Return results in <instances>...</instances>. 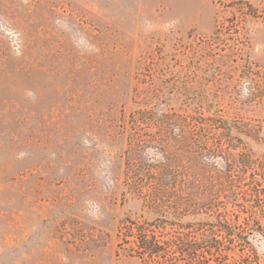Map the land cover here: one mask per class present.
Here are the masks:
<instances>
[{"label":"rangeland","instance_id":"374dc122","mask_svg":"<svg viewBox=\"0 0 264 264\" xmlns=\"http://www.w3.org/2000/svg\"><path fill=\"white\" fill-rule=\"evenodd\" d=\"M138 110L264 159V0H0V264H151L122 233L160 217L125 181ZM167 217L160 240L215 222ZM248 242L209 263L264 264Z\"/></svg>","mask_w":264,"mask_h":264},{"label":"trees","instance_id":"16d2710c","mask_svg":"<svg viewBox=\"0 0 264 264\" xmlns=\"http://www.w3.org/2000/svg\"><path fill=\"white\" fill-rule=\"evenodd\" d=\"M130 120L125 181L160 216L152 221L130 220L125 227L122 233L134 237L136 253L145 254L151 264H210L212 255L218 263L227 256L223 254L226 249L238 246L244 250L252 230L264 235V159L251 157L223 140L220 133L199 134L197 120L186 115L162 112L156 116L138 110ZM145 147L158 151L160 158L145 160ZM215 157L222 164L206 161ZM220 204H228L232 210ZM234 206L247 213L242 223ZM201 208L214 211L213 224L195 229L186 225L184 238H157L161 223L172 224L168 215L183 217ZM194 230L203 237L194 239L190 234ZM227 244L231 247L226 248Z\"/></svg>","mask_w":264,"mask_h":264}]
</instances>
